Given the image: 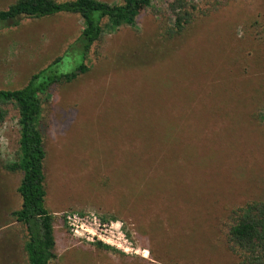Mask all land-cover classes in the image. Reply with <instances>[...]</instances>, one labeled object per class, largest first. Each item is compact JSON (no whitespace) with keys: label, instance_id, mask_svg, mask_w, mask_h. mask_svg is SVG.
<instances>
[{"label":"rangeland","instance_id":"374dc122","mask_svg":"<svg viewBox=\"0 0 264 264\" xmlns=\"http://www.w3.org/2000/svg\"><path fill=\"white\" fill-rule=\"evenodd\" d=\"M168 1L104 31L88 71L43 100L50 264H234L226 214L264 199V110L256 117L254 107L264 99V0H191V23L171 37ZM81 27L73 13L0 24V89L22 86ZM17 138L9 107L0 264H26L24 227L9 215L20 172L3 167L16 159Z\"/></svg>","mask_w":264,"mask_h":264},{"label":"trees","instance_id":"16d2710c","mask_svg":"<svg viewBox=\"0 0 264 264\" xmlns=\"http://www.w3.org/2000/svg\"><path fill=\"white\" fill-rule=\"evenodd\" d=\"M150 5L151 0H12L0 7L1 25L16 26L24 18L61 13L76 14L82 21L78 35L59 55L30 74L22 86L0 89V123L7 117L9 107L16 111V159L3 167L20 172L16 186L19 206L9 215L24 227L26 264H50L55 258L53 222L56 217L45 205L47 152L42 133L43 100L56 85L71 82L88 71L87 56L104 31L132 26L138 12ZM167 9L172 19L164 27V33L167 37L182 33L192 21L195 7L191 0H170ZM63 64L68 66L66 70L61 69ZM254 107L256 117H261L259 111L264 110V99ZM226 220L224 243L235 259L234 264H264V199L248 200L231 208ZM96 246L104 248L100 243Z\"/></svg>","mask_w":264,"mask_h":264},{"label":"built area","instance_id":"2783aa9c","mask_svg":"<svg viewBox=\"0 0 264 264\" xmlns=\"http://www.w3.org/2000/svg\"><path fill=\"white\" fill-rule=\"evenodd\" d=\"M66 219L68 220V217H66ZM101 226H103V227H104V226H105V224H103V223H102V224H101Z\"/></svg>","mask_w":264,"mask_h":264}]
</instances>
